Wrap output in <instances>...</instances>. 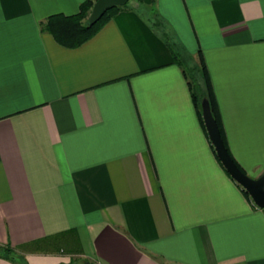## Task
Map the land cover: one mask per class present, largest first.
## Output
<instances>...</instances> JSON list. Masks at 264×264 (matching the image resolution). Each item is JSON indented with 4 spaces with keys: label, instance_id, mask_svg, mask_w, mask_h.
<instances>
[{
    "label": "crops",
    "instance_id": "0c3cea01",
    "mask_svg": "<svg viewBox=\"0 0 264 264\" xmlns=\"http://www.w3.org/2000/svg\"><path fill=\"white\" fill-rule=\"evenodd\" d=\"M82 1L0 0V245L27 264H264V207L217 158L153 25L190 64L202 52L229 150L256 177L264 0H128L76 47L41 30Z\"/></svg>",
    "mask_w": 264,
    "mask_h": 264
},
{
    "label": "trees",
    "instance_id": "16d2710c",
    "mask_svg": "<svg viewBox=\"0 0 264 264\" xmlns=\"http://www.w3.org/2000/svg\"><path fill=\"white\" fill-rule=\"evenodd\" d=\"M93 2L94 0H83L79 4L78 10L73 13L54 12L47 15L45 19L40 21L41 30L51 33L54 39L63 46L76 47L81 43H83L88 38H90L95 32H97L101 28V26L114 15V13H116L120 9L129 7L127 3L123 5L111 6L104 11V13L97 21L90 24L87 21V17ZM153 25L157 27L161 35L167 40V43L169 44L173 52L174 59L182 68L183 74L187 80L189 89L191 91V96L194 105L200 117L201 124L205 128L202 117L201 100L203 97H206L209 101L211 112L217 122L223 142L227 150L231 154L229 147L227 145L225 133L221 123L219 109L215 98V93L213 90L210 74L208 72L202 52L198 50L197 63L190 64L185 55L186 54L185 50L183 49L180 50L178 45H176V42L172 41L171 44L168 42L169 39H171V35L170 32L165 28L164 22L162 20H156L153 22ZM231 156L233 157L232 154ZM233 159L235 160L234 157ZM235 162L244 171V169L239 165V163L236 160ZM236 183L240 186L243 193L250 200H252L249 193L237 181ZM0 255L10 259L16 264H27L24 255L19 253L18 250L14 246H11L10 244L0 245ZM86 261H90V260L88 258H83L82 263L86 264ZM90 262L92 264H95L92 261Z\"/></svg>",
    "mask_w": 264,
    "mask_h": 264
},
{
    "label": "water",
    "instance_id": "95a60500",
    "mask_svg": "<svg viewBox=\"0 0 264 264\" xmlns=\"http://www.w3.org/2000/svg\"><path fill=\"white\" fill-rule=\"evenodd\" d=\"M128 0H94L87 17L88 23L97 21L106 9L115 5H123ZM202 117L209 139L215 153L228 174L237 181L250 195L256 206L264 207V171L259 176H251L244 172L235 162L227 150L220 134L217 122L211 112L209 101L206 97L201 100ZM86 264H92L86 261Z\"/></svg>",
    "mask_w": 264,
    "mask_h": 264
},
{
    "label": "rangeland",
    "instance_id": "374dc122",
    "mask_svg": "<svg viewBox=\"0 0 264 264\" xmlns=\"http://www.w3.org/2000/svg\"><path fill=\"white\" fill-rule=\"evenodd\" d=\"M128 2H129V1H128ZM130 2H131V1H130ZM130 2L127 3V4H130ZM58 244L60 245V243H58ZM58 244H57V245H58ZM23 251H24V247H20L18 252L21 253V254H23V253H22ZM73 257H74V256H73ZM74 258H75V259H72V261H71L72 264H83L82 262L75 261L77 258H79L78 256H75Z\"/></svg>",
    "mask_w": 264,
    "mask_h": 264
}]
</instances>
